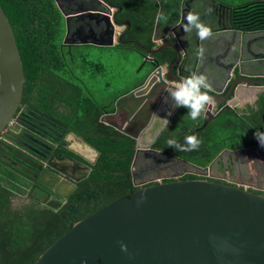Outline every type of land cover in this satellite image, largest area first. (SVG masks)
I'll return each instance as SVG.
<instances>
[{"label": "trees", "instance_id": "1", "mask_svg": "<svg viewBox=\"0 0 264 264\" xmlns=\"http://www.w3.org/2000/svg\"><path fill=\"white\" fill-rule=\"evenodd\" d=\"M103 1L115 8L114 20L118 25L130 22L125 39L154 47L151 38L157 1ZM160 1L163 5L173 4L171 15L176 18V1V4ZM0 6L9 20L23 65L21 106L28 104L40 113L38 115L44 113L63 123L67 130L100 152L89 175L76 183V190L66 200L46 195L43 185L36 183L38 176L34 171L0 158V264H34L74 223L139 188L132 184L130 176L135 141L100 122V117L113 109L115 100L133 86L114 91L105 100L95 98L81 75L96 83L104 78L105 66L89 59L85 50L90 46L64 45V18L55 0H0ZM228 10L230 28L252 31L253 27L260 26L264 30V2L230 6ZM258 14L263 18L262 23ZM126 47L131 52L140 50L134 43L123 48ZM110 49L104 50L110 52ZM254 122L246 116L238 117L225 111L205 127L189 132L182 128L165 129L157 137L155 146L171 149L177 158L203 168L224 150L258 146L254 133L260 130ZM187 135H196L202 141L198 150L180 152L169 148L167 140L174 138L183 144ZM64 149L62 147L59 153L76 157ZM195 178L187 175L183 179ZM32 192L36 197L30 196ZM23 196L28 200L27 204L14 209L13 199Z\"/></svg>", "mask_w": 264, "mask_h": 264}, {"label": "water", "instance_id": "2", "mask_svg": "<svg viewBox=\"0 0 264 264\" xmlns=\"http://www.w3.org/2000/svg\"><path fill=\"white\" fill-rule=\"evenodd\" d=\"M55 2L66 30L73 17L94 16L97 20L103 16L109 27L107 40L112 38L101 45L112 46L113 41H118L121 28L113 19L115 8L103 0H72V3L80 4L76 10L67 13L57 0ZM125 25L129 27L130 22L126 21ZM221 31L223 34L231 30ZM232 46L236 48V54L229 55V60L239 61L235 87L264 85V81L252 80L253 76L247 73L256 68L251 61L254 54L244 48L241 41ZM161 49L149 50V53L156 54ZM243 49L245 54L242 55ZM151 66L153 76L148 82L122 95L114 103V112L100 117V122L135 141L132 166L139 150L149 149L166 127L163 121L150 144L144 147L139 135L125 130L126 124L140 113H156L170 124L171 118L181 110L173 108L174 101L165 91L179 79L174 77L171 69L165 71L166 63L159 65L158 60H151ZM233 67L235 64L230 63L224 68L225 73ZM261 69L264 70V66ZM23 88L24 72L19 50L9 20L0 6V144L6 137L17 142L26 133L25 127L20 129L24 125L22 117L30 114L26 106H21ZM120 112H125V120L117 121ZM34 113L39 114L38 111ZM78 139L94 156L83 174L77 177L63 174L61 184L68 185L71 190H76V183L89 175L100 155L82 138ZM71 151L86 160L78 150ZM121 244L127 245V252L121 251ZM34 264H264V195L205 178L140 187L74 223Z\"/></svg>", "mask_w": 264, "mask_h": 264}, {"label": "flooded vegetation", "instance_id": "3", "mask_svg": "<svg viewBox=\"0 0 264 264\" xmlns=\"http://www.w3.org/2000/svg\"><path fill=\"white\" fill-rule=\"evenodd\" d=\"M57 1L66 13L76 10L77 5L80 4L72 3V0ZM155 1L158 2V10L151 38L154 43L153 48H148L134 39H125L126 33L130 28V26L128 27L125 24L120 25L121 29L118 32V41L115 42L113 41L114 38L112 39L113 45L111 47H117L119 45L125 47L126 45L134 43L140 48L139 51H135L134 53L140 56L142 66L133 82L128 85L133 86L128 92L142 87L148 82L149 78L153 76V72H151V60H158L159 65L166 63V71L167 69H171L174 77L178 78L179 81L194 72L198 75H205L212 89V91L208 92V95L212 96L215 100L213 105L208 106V111L202 114L199 119L195 120L193 126L188 130L184 129L183 125L185 122H181L182 118L178 116L177 119L178 113L181 115V113L185 114L188 112L186 108H181V110L171 118V123L168 124L165 129L182 128L185 132H189L192 129H199L214 121L225 111L233 113L238 117H247V114H243L241 111V109L245 111L247 105H243L241 109L239 107L240 101L238 91L240 89L238 90V88H240L241 85L236 88L239 78V61L229 60V55L231 57L236 54V48L232 45L237 41H241L244 48L247 47L248 50L254 54L251 61L252 66L256 68L247 70V73L253 76L251 78L252 80L264 81V70L261 69V66H264V59H262L264 56V41H262V38H264V30H261L263 28H259L260 26L253 27V30L251 29L252 31L230 28L228 22V9L230 6L264 2V0H241L238 3L235 2V4L229 3L226 0H175L178 10L176 18L171 15L172 11L170 9L174 7L173 4L170 5L169 2L168 5H163L160 0ZM171 2H174V0ZM209 9H211V11H209ZM188 12L199 14L201 22L212 29L213 36L211 38L201 41L195 29L189 32L183 31L181 25L186 23L184 18ZM161 13L166 19H157ZM258 15L261 17L259 19L262 23L263 18L261 14ZM159 22L163 24L159 26ZM108 30L109 27L103 16H100L97 20L94 16L73 17L69 21L67 30L65 26L63 42L64 45L69 47L90 46L102 49L105 46L101 45V43H108L112 38L111 36L107 40L109 35ZM221 30L231 31L222 34ZM259 31L262 32L260 33ZM257 40H259L258 45ZM159 47H162V49L158 53H149V50H156ZM201 47L204 48L205 51L203 58H198L197 49ZM124 49L129 48L126 47ZM243 54H245L244 49L242 50V55ZM230 63L235 64V67L232 69L229 68L227 73H225L224 68L230 65ZM242 86L264 87V85L247 84ZM24 106L27 107L30 114H24L22 117L24 125L22 124L23 127L20 129H24L25 127L24 130L26 133L24 137H20V140L17 142L7 137L4 138L3 142L0 144V158L6 160L7 163L16 164L27 171H34L38 176L36 178V183L41 184L39 179L42 175L49 177L51 180L53 179L55 189L51 190L43 185L44 193L56 199L66 200L75 190H71V188L64 183L61 184V179L64 177L63 174L71 177H77L83 174L85 166H89L88 161L92 158L89 156L85 160L76 155V157H73L66 153H59L61 148L64 147V150L70 151L73 154L71 151L72 149H68L72 142H68L67 138L71 131L67 130V126L63 123L44 113L43 115L34 113V111L37 110L33 109L32 106L28 104ZM113 112L114 104L113 109L111 108L107 113ZM122 120H125V112H120L117 115V121ZM110 121H112V119H110ZM205 123L206 125L204 126ZM60 125L65 126V128H61ZM126 125L127 127L125 130L129 133L139 135L141 145L146 147L163 126V120L153 119L152 113H140L139 116H136ZM40 141H42V143H40ZM244 149L245 148H236L231 151L224 150L208 166L200 170L196 168H194L195 170H187V166L190 165L185 163V160L173 155L171 149L157 148L154 141V143L149 146V149L139 150L133 162V166L131 165V181L134 186L140 188L156 183L187 180L183 178L187 175H193L196 177L195 179L205 178L229 183L264 195V148L254 146ZM228 158L231 159L230 170H233L234 167L235 169L232 171L231 176L223 173L221 175L219 171L220 161L223 159L227 160ZM74 160H77L79 163H75ZM21 173L27 178H31L25 172ZM59 176H61V179L58 178ZM33 192L30 193V196L36 197Z\"/></svg>", "mask_w": 264, "mask_h": 264}, {"label": "clouds", "instance_id": "4", "mask_svg": "<svg viewBox=\"0 0 264 264\" xmlns=\"http://www.w3.org/2000/svg\"><path fill=\"white\" fill-rule=\"evenodd\" d=\"M211 11V9H209ZM158 20L166 19L163 14H159ZM186 23L181 25L184 32H189L192 29L196 30L197 36L201 41L207 40L213 36L212 29L205 25L200 20V16L197 13L188 12L185 16ZM205 49H197V57L203 58ZM165 91L174 101L173 108H186L188 109L187 116L195 121L201 117L202 114L208 111V106L213 105L215 100L212 96L208 95V92L212 91L211 85L207 77L203 74L192 73L186 78L178 82H172L170 87H167ZM165 102H167L165 100ZM171 113H169L170 115ZM153 119H160L164 121L165 127H167L168 120L162 119L156 113H152ZM259 145L264 148V132L256 131L254 133ZM200 141L196 135H187L184 137V143H179L176 139L167 140L169 148H174L180 152H191L198 150ZM122 252H127V245H120Z\"/></svg>", "mask_w": 264, "mask_h": 264}, {"label": "rangeland", "instance_id": "5", "mask_svg": "<svg viewBox=\"0 0 264 264\" xmlns=\"http://www.w3.org/2000/svg\"><path fill=\"white\" fill-rule=\"evenodd\" d=\"M173 1V0H168ZM229 3L235 4L240 2L241 0H226ZM159 26L161 24H158ZM89 54V59L93 62H100L105 66V76L102 80H99L96 83H92L89 79H87L86 75H81L82 81H85V85L91 89V92L95 96V98L99 101L105 100L110 93H113L116 90L124 89L127 87L131 82H133L134 78L136 77L138 71L142 66V60L140 56L136 53H121L120 51H114L113 48L108 50H104L97 47H90L85 50ZM78 74L80 72L78 71ZM109 83L110 87L108 88L106 84ZM79 84V83H78ZM70 139V140H69ZM69 142H73L71 138H69ZM74 146V145H73ZM93 154V153H92ZM91 158V157H90ZM228 160V161H227ZM223 159L220 161L219 171L222 175L226 174L231 176L232 171L230 170V158ZM222 163V164H221ZM195 170L194 168L187 166V170ZM195 173L194 171H192ZM40 183L44 186H47L49 189H55L54 181L51 180L49 177L41 176L39 179ZM30 194V193H29ZM28 200L25 196L23 197H16L12 201V207L14 209H19L25 204H27Z\"/></svg>", "mask_w": 264, "mask_h": 264}, {"label": "crops", "instance_id": "6", "mask_svg": "<svg viewBox=\"0 0 264 264\" xmlns=\"http://www.w3.org/2000/svg\"><path fill=\"white\" fill-rule=\"evenodd\" d=\"M64 25H65V22H64ZM117 47L105 46L104 49H106V48H117L114 51L118 50L121 53H125V54L134 53V52H131L127 49H124L123 47H119V46H117ZM165 71H166V69H165ZM106 86L108 88L110 87L108 85H106ZM120 90H122V89H120ZM238 90H239L238 95H239V101H240V103H239L240 109L242 108L243 105H247L245 111L242 109H241V111L243 112V114H247V117L249 119H251L252 121H256V122H254V125L258 126V127H256L257 130L264 132V87H254V86L244 87V86H241L240 88H238ZM116 91H119V90H116ZM187 113H185V114L181 113V115H180V113L177 114V119H178V116H180L182 118L181 122H183V123L185 122V124L183 125L185 130H188L190 127H192L193 123H194V121L191 120L187 116ZM67 138L68 139L71 138L72 140H74L70 146L71 149L78 150L86 158L89 156L92 158L94 156V154H92L91 152H88L84 148V146H83L84 144L81 143L78 139L81 137L76 135L73 131H71L69 133V136ZM69 140H68V142H69ZM258 146H260V145H258ZM245 149H247V148H245ZM58 178L61 179V176H59Z\"/></svg>", "mask_w": 264, "mask_h": 264}]
</instances>
